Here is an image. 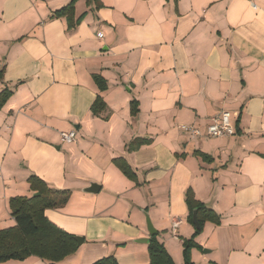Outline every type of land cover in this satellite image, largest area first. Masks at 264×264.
<instances>
[{"label": "crops", "instance_id": "obj_1", "mask_svg": "<svg viewBox=\"0 0 264 264\" xmlns=\"http://www.w3.org/2000/svg\"><path fill=\"white\" fill-rule=\"evenodd\" d=\"M70 1L0 0V92L11 93L0 108V230L14 227L9 200L31 197L34 176L70 192L44 211L83 240L59 264L109 255L148 264L138 242L150 238L146 216L178 264L181 239L194 233L189 189L220 220L204 224L196 238L204 251L192 260L264 264V0H77L74 19L83 17L68 30L52 15ZM97 96L104 109L94 116ZM223 111L234 135L206 137ZM182 126L204 136L191 139ZM68 131L74 141L61 142ZM136 139L150 142L128 151ZM90 184L98 190L84 192Z\"/></svg>", "mask_w": 264, "mask_h": 264}, {"label": "trees", "instance_id": "obj_2", "mask_svg": "<svg viewBox=\"0 0 264 264\" xmlns=\"http://www.w3.org/2000/svg\"><path fill=\"white\" fill-rule=\"evenodd\" d=\"M77 0H71L66 6L55 11L52 18L65 17L68 30L79 24L83 16L74 19V4ZM88 1V0H87ZM99 7V3L96 5ZM3 70H0V77ZM93 80L100 91L105 89V83L97 75ZM11 93L7 90L0 92V108L4 105ZM104 109L102 99L97 96L90 107L92 115H98ZM130 113L135 116L137 113L136 103L130 102ZM150 140L136 139L127 147L128 151H135L143 145L149 144ZM202 160L209 158L201 153L195 152ZM113 164L130 180H135L134 172L124 159L116 158ZM30 190L36 193L33 197H15L9 200L10 215L15 225L12 228L0 230V263L7 261H23L35 256L47 264H59L66 258L74 255L78 250L75 236L64 232L53 225L44 215L47 209H58L63 207L70 195L69 191L54 190L37 177L28 178ZM185 204L188 209V221L192 223V213L196 211L198 227L194 226V233L188 240H182L183 258L185 264H192L190 251L199 247L193 239L202 232L204 224L209 222L213 225L220 223L219 217L212 210L206 208L201 202L194 199L191 190L185 193ZM149 257L148 264H175L164 246L158 242L156 235L151 236L147 243ZM92 264H118L112 256L103 257Z\"/></svg>", "mask_w": 264, "mask_h": 264}, {"label": "built area", "instance_id": "obj_3", "mask_svg": "<svg viewBox=\"0 0 264 264\" xmlns=\"http://www.w3.org/2000/svg\"><path fill=\"white\" fill-rule=\"evenodd\" d=\"M101 37V34L97 35ZM230 113L221 112L219 115L211 118V123L207 126L205 136L209 138H223V137H231L234 135V129L230 124ZM183 131L188 133L191 139L201 138L202 133L195 127L192 126H182ZM75 139V132L68 131L60 133V140L63 143H71ZM177 223L173 224V232Z\"/></svg>", "mask_w": 264, "mask_h": 264}, {"label": "water", "instance_id": "obj_4", "mask_svg": "<svg viewBox=\"0 0 264 264\" xmlns=\"http://www.w3.org/2000/svg\"><path fill=\"white\" fill-rule=\"evenodd\" d=\"M98 186L95 184H90L88 188H86L84 190V192L86 193H94L98 190ZM37 194H34L33 196H36ZM192 223L195 227H198V221L196 218V211H193L192 213ZM146 225H147V230L149 233V237L154 236L156 234V231L154 230V228L152 227V224L150 223L148 217L146 216ZM75 240L77 242V245L80 246L82 244V238L80 237H75ZM149 239H140L138 242L139 243H148Z\"/></svg>", "mask_w": 264, "mask_h": 264}, {"label": "rangeland", "instance_id": "obj_5", "mask_svg": "<svg viewBox=\"0 0 264 264\" xmlns=\"http://www.w3.org/2000/svg\"><path fill=\"white\" fill-rule=\"evenodd\" d=\"M34 194H36V193H33L32 194V196L31 197H33V195ZM202 233V232H201ZM201 233H199L197 236H195L194 237V239H193V242H195L196 244H197V242H196V238L201 234ZM192 237V236H191ZM190 237V238H191ZM190 238H187V239H184V238H182L181 239V244H180V246H179V248H178V254L176 255H174V258L176 259V256H177V259H176V262H178V264H185V261H184V258H183V246H182V240H188V239H190ZM198 245V244H197ZM199 246V245H198ZM166 250V249H165ZM193 250H196L200 255H201V251H204V249H202L200 246L197 248V247H195V248H192L191 249V251H190V261L192 262V264H200V261H199V257H194L193 258V260H192V258H191V252L193 251ZM167 252V251H166ZM168 253V252H167ZM169 255V254H168ZM170 256V255H169ZM170 258H171V256H170ZM172 259V258H171ZM174 260V259H173ZM172 260V261H173ZM173 262H175V260L173 261ZM75 264H82L81 262H77V263H75Z\"/></svg>", "mask_w": 264, "mask_h": 264}]
</instances>
